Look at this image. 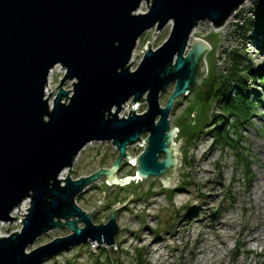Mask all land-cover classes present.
I'll return each instance as SVG.
<instances>
[{
	"label": "water",
	"instance_id": "1",
	"mask_svg": "<svg viewBox=\"0 0 264 264\" xmlns=\"http://www.w3.org/2000/svg\"><path fill=\"white\" fill-rule=\"evenodd\" d=\"M247 1L0 0V223L18 220L11 214L29 200L21 229L0 236V264H41L88 242L113 256L118 207L106 223L95 225L97 206L88 214L76 198L100 179L121 186L128 178H117L123 161L135 167L140 181L159 179L174 189L180 143L174 146L177 129L168 118L176 100L205 78L210 50L207 42L191 40L193 30L201 22L221 28ZM142 4L144 14L137 12ZM168 24L167 40L154 51L147 41L148 50L131 71L139 38ZM56 66L64 75L50 105L45 88ZM68 81L71 96L63 89ZM171 85L162 108L159 97ZM129 101L145 102L146 111L137 115L134 109L119 118ZM143 135V151L131 158L127 149ZM92 142L112 144L117 151L112 166L61 180L60 173ZM59 229L70 234L28 251L42 235Z\"/></svg>",
	"mask_w": 264,
	"mask_h": 264
},
{
	"label": "rangeland",
	"instance_id": "2",
	"mask_svg": "<svg viewBox=\"0 0 264 264\" xmlns=\"http://www.w3.org/2000/svg\"><path fill=\"white\" fill-rule=\"evenodd\" d=\"M258 1H247L215 32L208 23H199L191 39L203 40L211 48L205 55L207 74L203 81L206 82L187 97H179L168 118L170 127L177 129L174 146L180 143V164L176 169L175 185L171 188L180 182L189 185L172 193L169 191L172 189L163 187L159 179L112 187L100 179L91 185L75 202L88 214L97 206L92 215L95 225L106 223L112 208L118 207L115 211L117 245L113 247V256L101 248L96 256L89 255L84 252L87 243L73 248L71 253H77L84 264H264V86L258 75L264 74V50L258 52L256 49L261 42L264 46V33L260 28L245 29L248 26L245 22L257 25ZM146 11V5L142 4L137 12L144 14ZM244 23L246 27L240 29ZM170 29L171 24H168L160 31L151 29L139 38L131 58V71L136 70L148 50V47L144 49L147 41L149 49L156 50L167 40ZM235 55L242 61L238 67L246 81L242 90L246 92L253 112L248 121H240L241 124L232 127L235 118L228 117V110L217 95L209 101L205 96L210 91V81L229 73L233 66L231 56ZM248 70L256 72L254 79L250 78ZM51 75L45 88L50 105L64 73L57 66ZM63 89L71 96L72 82H66ZM172 90L171 85L159 97L162 108ZM230 91L233 96L235 91ZM258 100L260 105H256ZM130 103H125L122 108ZM145 111L146 105H142L136 114ZM218 126L234 141L239 140L236 148L215 143ZM189 133H197L190 142ZM146 137L143 135L142 139L145 141ZM142 151L143 147L134 145L127 149V154L135 158ZM240 154L249 163L251 174L245 173L246 162L244 165L239 162ZM116 156L117 151L110 142L92 143L79 154L70 170L62 172L63 178L68 175L77 180L100 169H109ZM121 166L117 178L135 173V167L125 161ZM25 202H21L19 214H11V217L24 219L29 208V203ZM20 229L18 222H1L0 236H9ZM69 234L68 229L51 230L38 238L28 251Z\"/></svg>",
	"mask_w": 264,
	"mask_h": 264
},
{
	"label": "trees",
	"instance_id": "3",
	"mask_svg": "<svg viewBox=\"0 0 264 264\" xmlns=\"http://www.w3.org/2000/svg\"><path fill=\"white\" fill-rule=\"evenodd\" d=\"M257 8L259 6L260 8V14L258 15V19H257V25L255 24V22H245L248 24V26L246 27L247 24L244 23V25L242 27H240V29L244 28V26L246 27L245 29L247 30H254L257 28H260L259 30L262 29L263 33H264V0H259L256 4ZM244 29V30H245ZM255 39V38H254ZM263 43L261 42L260 45H258L257 50L258 52H261L264 50V46L262 45ZM232 58V62H233V66L231 68V70L229 71L228 74L222 75L220 76L221 78L219 80H212L209 82V86H210V91L206 92V96H205V100L209 101V99L213 98V96L218 97L219 101L223 102V106L226 110H228V117H233L235 118L234 123H232V127H237V124H241L240 121L242 122L244 121H248V119L251 117L252 112H253V107L252 104L247 101V97H246V92H243L244 90L243 87L246 83L245 79L243 78V76H241V73H239L238 71V67L241 64V60L240 58L237 57V55L235 56H231ZM250 78H255L256 72L252 71V70H248L247 71ZM259 75V81L261 82V85L264 86V74H258ZM219 83V85L216 83ZM206 82V80H205ZM204 81H202L201 83H205ZM215 84V87H213V85ZM234 84V85H233ZM231 85H233L231 87ZM231 89H233L235 92L233 94V96H231ZM212 92L214 94H212ZM221 92V93H220ZM220 93V94H218ZM256 105H260V101L258 100V102L256 103ZM175 108V104L173 106V109ZM172 109V110H173ZM216 129V135L214 136L215 139V143H218L219 145L222 146H231L232 148L233 145L236 148V144L237 141L239 143V140L236 139L235 141L228 135L227 131L224 132L221 131L220 127L218 126ZM179 132V131H178ZM210 133H214L213 131H209ZM207 133V132H206ZM197 134V133H196ZM195 133H189L188 135V140L189 142L192 141L194 139V135H196ZM235 135H237V133H235ZM240 154L238 156L239 162L242 163L243 165L246 162V159ZM249 163L246 162V164L244 165V169H245V173H249L250 169H249ZM135 174L132 173L127 174L125 177H134ZM184 185H189V183L185 182L184 184H182L181 182L177 185V187H175L172 190H169L171 193L177 189L182 188ZM191 211V210H188Z\"/></svg>",
	"mask_w": 264,
	"mask_h": 264
},
{
	"label": "built area",
	"instance_id": "4",
	"mask_svg": "<svg viewBox=\"0 0 264 264\" xmlns=\"http://www.w3.org/2000/svg\"><path fill=\"white\" fill-rule=\"evenodd\" d=\"M207 23V22H206ZM209 24V23H208ZM210 25V24H209ZM210 27H211V29H212V32H215V31H217V29H215V28H213L211 25H210ZM196 28H198V26L196 27ZM211 49V48H210ZM57 67V66H56ZM53 69H55V68H53ZM51 73H52V70L50 71V74H49V77H51L52 75H51ZM129 105H131L130 106V110H128L127 108H128V106ZM142 105H146V103L145 102H142V103H140V104H132V103H130V104H128L126 107H123L122 108V111H121V113H120V115H122L123 114V118H126L128 115H129V112H131V111H133L134 109H135V113L136 112H138L139 111V107L140 106H142ZM120 115H118V117L119 118H122V116H120ZM143 142H144V140L142 139V136H141V140H140V142L139 143H137L136 145L138 146V147H143L144 148V144H143ZM92 143H94V142H92ZM92 143H89L87 146H89V145H91ZM86 146V147H87ZM85 147V148H86ZM84 148V149H85ZM126 153H127V151H126ZM130 166H132V165H130ZM134 167V166H133ZM24 201H26L25 203H29V200H24ZM19 208V209H18ZM22 210V207H21V204L13 211L14 212V214H19V211H21ZM13 214V213H12ZM16 219H18V218H16ZM19 223L20 225H21V219H18V220H15V221H13L12 223H10V224H13V223ZM6 224H9V223H6ZM21 227H22V225H21ZM117 244H116V242L114 243V245H113V247L114 246H116ZM82 247V246H81ZM103 249L104 251L106 250V248H103V247H100V246H98L95 242H88L87 244H86V248H85V250H84V252H86V253H88L89 255H97V251L99 250V249ZM83 249V248H82ZM73 251V249H70V251L68 252V251H66V252H61V253H59V254H57V255H55V256H53V257H50L49 259H46L43 263H41V264H84V262H82L83 260H82V258L81 257H79L78 255H77V253L75 254V252H73V253H71ZM71 253V254H70Z\"/></svg>",
	"mask_w": 264,
	"mask_h": 264
},
{
	"label": "bare ground",
	"instance_id": "5",
	"mask_svg": "<svg viewBox=\"0 0 264 264\" xmlns=\"http://www.w3.org/2000/svg\"><path fill=\"white\" fill-rule=\"evenodd\" d=\"M242 7H243V6H242ZM242 7H241L240 9H242ZM196 27H197V26H196ZM195 30H196V28L193 30L192 38H193V34H194ZM45 97H47V96L45 95ZM121 111H122V109H121ZM121 111L118 113V115H120ZM63 172H64V171H63ZM59 177H60L61 180H64L62 172L60 173ZM132 180H133L134 182H135L136 180H137V181H140V178L134 176L133 179H129V178H127V179H125V180H122V181H121V186H126V185H128L129 183H131ZM62 184H63V183H62ZM111 187H112V186H111ZM258 199H259V198H258ZM13 214H14V212H13Z\"/></svg>",
	"mask_w": 264,
	"mask_h": 264
},
{
	"label": "flooded vegetation",
	"instance_id": "6",
	"mask_svg": "<svg viewBox=\"0 0 264 264\" xmlns=\"http://www.w3.org/2000/svg\"><path fill=\"white\" fill-rule=\"evenodd\" d=\"M119 168H120V170H121V168H122L121 164H120V167H119ZM103 181H104V179H103Z\"/></svg>",
	"mask_w": 264,
	"mask_h": 264
},
{
	"label": "crops",
	"instance_id": "7",
	"mask_svg": "<svg viewBox=\"0 0 264 264\" xmlns=\"http://www.w3.org/2000/svg\"><path fill=\"white\" fill-rule=\"evenodd\" d=\"M129 179H132L131 177H128Z\"/></svg>",
	"mask_w": 264,
	"mask_h": 264
}]
</instances>
